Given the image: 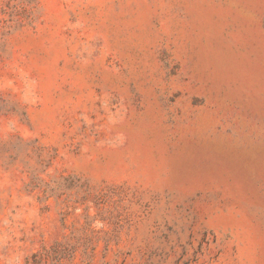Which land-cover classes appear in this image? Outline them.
Segmentation results:
<instances>
[{"label": "rangeland", "instance_id": "obj_1", "mask_svg": "<svg viewBox=\"0 0 264 264\" xmlns=\"http://www.w3.org/2000/svg\"><path fill=\"white\" fill-rule=\"evenodd\" d=\"M0 264H264V0H0Z\"/></svg>", "mask_w": 264, "mask_h": 264}]
</instances>
